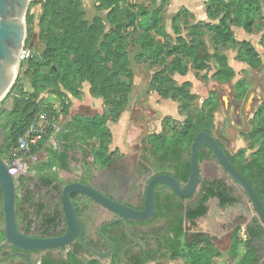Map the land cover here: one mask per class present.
<instances>
[{"label": "trees", "instance_id": "1", "mask_svg": "<svg viewBox=\"0 0 264 264\" xmlns=\"http://www.w3.org/2000/svg\"><path fill=\"white\" fill-rule=\"evenodd\" d=\"M45 1V2H44ZM94 0L96 8L106 11V20L110 24L105 29V22L95 17L88 22L84 19L80 0H32L26 15V46H30L34 25L31 9L43 3L44 18L47 24L41 28V40L45 47L41 52L34 51L27 62L25 74L29 76V87L22 75L18 74L6 97L13 98L10 110L0 111V128L7 140V145H0V155H9L12 160L22 155L17 152L18 138L34 122L40 112L46 113L50 122L57 123L60 114L68 113V95L79 97L84 82L89 84V94L101 97L104 109L100 114L86 119L75 118L59 130L48 128L42 140L32 147L31 155L38 148L56 137L59 147L46 148L48 161L36 166L43 171L56 165H66V147L75 127L81 133L77 142L91 147L96 161L106 163L111 142V131L107 121H116L127 102V95L132 86L133 74L129 69L127 47L135 43L155 61L166 54L173 56L167 68L158 71L152 78V84L163 98L192 99L185 85L176 86L169 73L185 75L191 68L206 77L211 61L217 69L213 77L219 82H228L234 78V69L228 64L223 52L229 45H237L238 59L252 68L261 64L259 52L251 41L237 40L232 27L242 28L247 33L263 31L260 43L264 47V12L261 0H206L207 20L193 21V15L186 9H180L172 18L171 26L176 35L171 43V36L163 24L164 6L168 0ZM192 21V24L186 23ZM185 24L183 27L182 25ZM186 28V29H185ZM129 29L136 34L128 37ZM185 29V34L182 31ZM208 37V42L205 40ZM161 37L164 40L160 41ZM237 97L242 98L245 91L243 78L235 83ZM45 95V96H44ZM52 95L60 101V108L51 104ZM215 91H211L204 100L205 113L194 124L191 118L184 122L181 129H169L166 134H155L148 138L154 150L164 157L177 159L181 151L190 150L197 132L213 129V109L217 105ZM250 141L248 148L254 149L250 157L241 149L234 155V161L241 167L255 189L264 206V101L261 102L253 118L251 130L247 133ZM188 164L186 169L188 171ZM187 176V175H186ZM2 202L0 195V203ZM252 233L235 232L229 248V256L236 264H260L256 252L251 249ZM177 248L174 255L182 257L184 264H213V259L220 255V250L203 234L196 233L190 239H184L181 227L174 232ZM2 232H0V239ZM67 264H84L70 257ZM87 264H99L92 260Z\"/></svg>", "mask_w": 264, "mask_h": 264}, {"label": "flooded vegetation", "instance_id": "2", "mask_svg": "<svg viewBox=\"0 0 264 264\" xmlns=\"http://www.w3.org/2000/svg\"><path fill=\"white\" fill-rule=\"evenodd\" d=\"M227 122L229 120L225 124ZM221 128L207 132L217 139L236 173L257 193L255 186L234 161L236 152L231 150L225 126L222 131ZM0 145H7L1 128ZM64 151L67 152L66 165L47 167L43 171L26 165L18 168L15 177L17 228L25 235L52 238L66 232L61 197L67 184L81 183L113 201L142 210L147 188L156 177L172 176L181 183H186L189 177L191 150H182L181 156L175 160L170 154L164 157L157 153L146 142L127 154H115L109 150L106 163L96 161L91 147L74 139ZM4 159L12 163L15 158L11 160L9 155H4ZM198 162L199 186L187 197L178 196L163 183H155L154 215L146 221L126 219L124 223L118 214L101 203L72 192L71 199L83 227L85 245L75 236L62 247L39 251L3 246L0 248V264H67L70 257L84 264L92 260L99 264H184L182 257L174 255L177 248L174 232L179 227L184 239L200 233L213 244L227 235L229 247L236 231L243 235L252 233L251 249L255 250L258 261H263L264 225L243 186L218 163L205 144L198 147ZM198 225L200 228L194 229ZM3 227L4 219L0 215V244L4 239Z\"/></svg>", "mask_w": 264, "mask_h": 264}, {"label": "rangeland", "instance_id": "3", "mask_svg": "<svg viewBox=\"0 0 264 264\" xmlns=\"http://www.w3.org/2000/svg\"><path fill=\"white\" fill-rule=\"evenodd\" d=\"M131 1L149 4L147 0ZM261 2L264 12V0H261ZM80 3L86 21L90 22L95 17H100L105 22V29L110 28V24L106 20V11L96 8L94 0H80ZM43 9V3L36 4L31 9V13L34 15V25L30 46L37 53L41 52L45 47V43L41 40L40 35L43 24H47V18L43 17ZM187 22L186 24L188 25L192 24L191 20H187ZM163 24L171 36V43L173 44L176 35L172 30L171 19L164 17ZM184 25L182 26L188 27ZM185 29L182 31L183 35L185 34ZM128 33V37H130L137 32L134 29H129ZM234 33L237 39H246L253 43L261 58L260 66L252 68L245 62L240 61L237 53L239 47L237 45H229L224 48L223 52L227 56L228 64L234 69V78L228 82H219L212 76L217 69V64L214 60L210 62L206 77L201 73H196L191 68L185 75L169 73L174 84L176 86L185 85V91H188L192 97V99L185 101L186 103L181 99L174 100L161 97L152 84L153 76L158 71L167 68L169 62L173 59V56L166 54L167 49L164 48L162 57L155 61L154 59H148V55L135 43L130 41L127 52L129 69L132 71L133 81L121 115L116 121H107V126L111 131L109 150L114 151L115 154H127L132 149L139 147L140 144L149 142L148 138L152 135L166 134L172 128L176 130L181 129L188 118H191L195 124L201 115L205 113L204 100L211 91H215L217 105L213 109L212 130L220 128L224 121L229 120L225 124L224 132L231 141V150L235 153L244 149L245 155L250 157L254 149L248 148L250 141L246 136L252 128L255 112L258 110L261 102L264 101V47L260 43L263 31L250 34L236 28L234 29ZM158 39L160 41L164 40L161 37ZM205 40L208 42L207 36H205ZM22 66L18 68L16 76L18 74L22 75L28 88L29 76L24 73L27 62L23 63ZM241 78L244 80L246 91L242 98H238L235 83ZM49 96L51 104L60 108L59 99H56L52 95H47L48 98ZM77 98L80 99L79 97ZM82 99L83 97L80 100ZM67 102H69L68 113L66 115L60 114L56 123L57 130L59 131L70 120L75 118L86 119L95 114L102 113L104 109L101 97H93L91 101L85 103V106L82 105V108L85 109L80 108L77 111H69L71 107L70 97ZM80 133V127H75L73 139L78 138ZM49 146L59 147L57 136L52 137L45 144L43 143L36 153L29 156L22 165L35 169L37 165L46 162L48 156L46 148ZM196 228H200V225L194 229ZM214 244L220 250V255L213 259V264H236V261L229 256L230 247L227 235H224L220 240H216Z\"/></svg>", "mask_w": 264, "mask_h": 264}, {"label": "water", "instance_id": "4", "mask_svg": "<svg viewBox=\"0 0 264 264\" xmlns=\"http://www.w3.org/2000/svg\"><path fill=\"white\" fill-rule=\"evenodd\" d=\"M30 2L31 0H0V101L6 96L14 83L17 70L20 66V52L25 46L27 37L26 15ZM224 126L225 121L223 122L221 131ZM200 144H205L215 155L218 163L243 186L257 211L260 221L264 225V207L255 190L233 169L217 139L207 131H199L190 146L188 181L181 183L174 177L167 175L156 177L147 188L145 204L142 210L113 201L111 198L102 195L98 190L81 183H70L64 186L61 199L63 213L67 222V230L63 235L52 238L31 237L18 230L17 185L15 183L17 172H12V163L0 155V192L2 197L0 215L4 219V239L0 244V248L3 246H13L16 249L39 251L62 247L68 244L75 236H78L84 244L82 240L83 227L79 222L78 214L71 199L72 192L83 194L101 203L118 214L121 217L120 220L124 223L126 219L135 221L151 219L155 209L154 185L156 182L167 185L175 194L181 197H187L197 190L200 180L198 162V147ZM111 244L113 248L114 245L112 242ZM92 251L95 252L94 250ZM95 253L100 255L98 252ZM260 264H264V260Z\"/></svg>", "mask_w": 264, "mask_h": 264}, {"label": "crops", "instance_id": "5", "mask_svg": "<svg viewBox=\"0 0 264 264\" xmlns=\"http://www.w3.org/2000/svg\"><path fill=\"white\" fill-rule=\"evenodd\" d=\"M158 1H160V0H158ZM205 2H206V0H168V4H166L164 6L163 16L165 18L169 17L172 20L173 16L180 9H186V10H188V12L190 14H192L194 16L193 21H205V20H207L206 3ZM236 28L241 30V31H244L242 28L233 26L232 27L233 32H234V29H236ZM245 33H247V32H245ZM237 40H239V39H237ZM69 97H70V102H71V107H70L69 111H77L78 109L83 107L82 105L85 106L86 105L85 103H88L89 101H91L93 99V96H91L89 94V85L87 82L83 83L82 93L79 96L80 99L83 97L82 100H80L74 96L71 97V95ZM12 105H13V98L12 97H4L0 101V111L2 109L10 110L12 108ZM82 109H85V108H82ZM70 113H72V112H70Z\"/></svg>", "mask_w": 264, "mask_h": 264}, {"label": "built area", "instance_id": "6", "mask_svg": "<svg viewBox=\"0 0 264 264\" xmlns=\"http://www.w3.org/2000/svg\"><path fill=\"white\" fill-rule=\"evenodd\" d=\"M34 51L35 50H33L31 46L25 45L20 52V62L26 61L32 57ZM48 128L57 130V124L55 122H50L46 113L40 112L26 132L18 138L17 152L22 155L16 156L12 162V172H17L24 161L31 156L32 147L42 140ZM51 138L50 136V139Z\"/></svg>", "mask_w": 264, "mask_h": 264}]
</instances>
